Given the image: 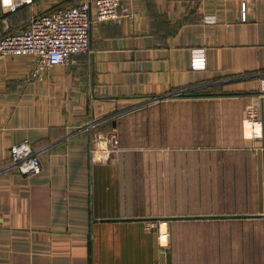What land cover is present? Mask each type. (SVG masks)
Listing matches in <instances>:
<instances>
[{
  "label": "crops",
  "instance_id": "obj_1",
  "mask_svg": "<svg viewBox=\"0 0 264 264\" xmlns=\"http://www.w3.org/2000/svg\"><path fill=\"white\" fill-rule=\"evenodd\" d=\"M73 2L0 0V34ZM131 5L41 77L0 57V264H264V136L243 127L251 101L264 118V0ZM23 138L35 173L12 164Z\"/></svg>",
  "mask_w": 264,
  "mask_h": 264
},
{
  "label": "built area",
  "instance_id": "obj_2",
  "mask_svg": "<svg viewBox=\"0 0 264 264\" xmlns=\"http://www.w3.org/2000/svg\"><path fill=\"white\" fill-rule=\"evenodd\" d=\"M33 1L22 0V3ZM132 13L131 0H74L63 7L35 12L29 17L27 26L0 34V57L31 53L35 56V63L30 75L41 77L46 67L73 61L78 53L91 51V27L95 21L117 19ZM205 63L204 48H191V67L201 68ZM260 95H264L263 82ZM243 127L248 137L264 136V118L259 101L248 104ZM9 152L12 164L20 173H35L41 169L39 154L27 138L12 143ZM145 227L155 229L161 239L170 234L166 217L147 219Z\"/></svg>",
  "mask_w": 264,
  "mask_h": 264
}]
</instances>
